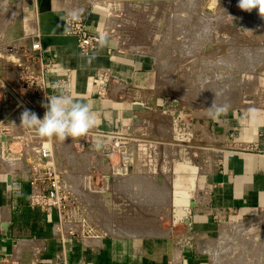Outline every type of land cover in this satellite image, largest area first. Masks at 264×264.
<instances>
[{
	"label": "crops",
	"instance_id": "1",
	"mask_svg": "<svg viewBox=\"0 0 264 264\" xmlns=\"http://www.w3.org/2000/svg\"><path fill=\"white\" fill-rule=\"evenodd\" d=\"M8 1L0 2L3 11ZM196 1L203 6L210 2ZM177 2L15 0L6 7L10 12L4 11L1 19L14 15L15 28L11 31L21 32L39 46L40 55L38 52L34 55L45 77L62 82V88L54 94L63 90L73 99L88 103L96 114V126L84 136L69 138L74 152L59 160L60 171L69 185L71 181L66 173L71 172L70 167L74 176L72 219L109 224L115 221L111 218L100 221L103 217L93 216L92 210L146 208L144 201L128 198L130 193L145 192L140 183L146 177H153L157 183L153 190L149 187V192L167 188L168 204L156 203L151 207L166 208L170 216L171 166L167 171L154 172L153 176L144 169V159L133 164L127 163V158L136 152L138 156L143 155L151 145L168 146L171 162L177 159L191 162L194 149L210 150L209 154L203 152V161L199 164L197 190L193 194L196 205L191 216V241H185L188 233L184 224L172 225L173 236L96 235L88 239L60 236L55 231L58 217L54 209L29 207L27 175L17 168L0 166V264H212L207 250L214 246L212 240L216 235L223 240L222 236H231L230 227L264 213V98L244 106L220 102L217 105L226 106V110L215 117L208 115L211 103L180 101V112L186 118L181 116L179 120L185 124L190 121L192 130L200 129L209 145L204 148L195 143L185 144L172 136L171 126L177 129V123L163 104L178 98L175 73L181 71L191 78L188 67L199 58V52L211 40L213 32L209 26L211 15L205 16L189 5L187 9L180 8ZM67 17L78 18L89 33L104 36L107 43L103 47L99 43L87 56L80 55L75 39L63 35ZM199 31L202 47L194 45ZM220 32L224 37L227 33L234 34L235 30L225 28ZM177 33L181 34L180 39ZM235 37L232 48L241 45L240 36ZM247 43L252 51L264 46V36ZM18 46L21 45H13L15 53ZM6 51L0 46V54H7ZM5 65L6 76L0 75V87L5 86L2 91L0 88V129L12 136L9 128L18 103L10 92L18 88V74L13 58H8ZM198 86L199 97L208 98V90L203 92L201 84ZM100 91L105 92L103 97L99 96ZM153 128L159 129L158 136L141 137L145 134L143 130ZM84 138L89 142L82 146L80 142ZM18 139L12 136L15 141L12 149L19 146L20 140L31 150L43 142ZM110 140L118 142L110 155L111 175L101 168L102 153L90 149L98 143L109 145ZM179 147L183 155L178 156ZM128 166L132 168L129 174ZM7 174L12 176L10 185ZM184 192L180 190L177 201L187 200Z\"/></svg>",
	"mask_w": 264,
	"mask_h": 264
},
{
	"label": "rangeland",
	"instance_id": "2",
	"mask_svg": "<svg viewBox=\"0 0 264 264\" xmlns=\"http://www.w3.org/2000/svg\"><path fill=\"white\" fill-rule=\"evenodd\" d=\"M1 1L2 0H0V2ZM177 5L180 8L186 9L188 8V5L190 7L197 8L201 11V14H204L205 16H207L208 13L202 9L208 7L213 9L214 11L212 14H209L212 18L209 21V26L213 30V32L211 31L210 33L211 40L203 45L204 47L199 52V58L193 60L195 62H198L199 68L201 66L200 64L202 63V67L204 69L202 70L200 68L201 72L197 74L189 73L191 77H201L197 79V86L201 84V91L205 92L206 90H208V98L201 96L200 99H207L209 101V104H212L215 100L216 104L225 101L229 106H232L233 103L244 106L258 100V98H264V94L259 93V90H264V77L260 73L255 72V69L259 65L264 64V46L260 45V47L254 48L251 51V48H249L247 45V42L251 40L257 41L260 36H264V34H262V32L264 31V18L260 17L258 11L256 9H253L251 12H246L243 10L240 11L237 3L230 4L225 0H221L219 2L217 0H210V2L205 6H203L202 4L198 5L196 0H178ZM7 6L8 5H6V7ZM6 7V10H4L5 14H7L6 11H9V9ZM4 11L0 8V23L2 22L0 27V46H2V49L7 50V54H0L1 76H6V74L4 73H6L8 70H6V65L4 66V62H8V58H13L14 61L17 62L21 55L24 53L22 44H20V48L18 46L17 53H15L14 50L16 48H14L13 45L16 46L17 43L19 44V41H11L10 39L13 38L15 34H21V40L23 41L27 39V37H24V34H22L21 32L11 31V29L15 28V25L13 23L15 21L14 15L6 19H1V14L3 15ZM11 13L14 12L11 11ZM231 18L244 19L247 20V23L246 25H242V27H238L231 23ZM184 21L185 20L183 19L181 24ZM201 25V22L198 23L197 28L200 29ZM176 26L177 32H179L180 27L178 26V24ZM225 28L235 30L234 34L227 33L223 37L220 31ZM241 28L248 29L253 33V36H249L243 29L241 30ZM201 34L199 31L197 33V36L194 37V45H198L197 47H202L203 41L201 39ZM237 35L240 36L242 40L241 45H236L234 46V48H232V46L234 45L233 40ZM180 37L181 34L177 33V39H180ZM236 40H238V38ZM207 45L209 46V49L206 50L205 48ZM9 51H12L14 53H9ZM200 60H202L203 62H201ZM223 71L235 72L237 74H240L241 78L236 79L232 75L224 74ZM218 75L221 77L220 79H217ZM0 88L2 91L5 86H1ZM17 91L20 94L18 88ZM10 93L13 96L15 95L14 92ZM16 102L19 105V99L16 98ZM205 102L199 100L196 103ZM24 110L25 108L23 106H18V109L14 113V122L12 123V127L9 128V132H11L15 140L16 138L18 139L21 137H23V139L28 138L32 141L33 139L39 141L50 140L56 160H64V158L69 157V153L74 152L69 138L67 140L60 141L54 137H41L36 133L34 129L22 126L20 117L21 113ZM184 125V120L177 121V135L178 133L186 134ZM175 128L176 127L172 124V136H175ZM147 130L142 131V133L145 132V134H142L141 137L152 138L158 136L160 133L159 129L153 128V130ZM167 133H169L170 137V132L167 131ZM207 145H209L207 143V140L204 142L195 143V146L204 148L207 147ZM11 150L18 153L20 150V145L15 146V148ZM30 152L31 150L29 149V146H27L24 149V152L20 153V155H25V153L30 154ZM203 152H207L209 154L211 151L194 149V151L190 154L191 162L182 161L180 159L177 160L182 161L184 164L192 163L194 166H196L198 178L200 170L199 164L201 163V161H203L201 159ZM136 154L129 156L127 158V163L136 164V162L144 159L146 161L143 165L144 169H146L151 174L153 173V176L154 172H159L162 169L166 171L170 169L172 162L170 158H168V146L151 145V147H148L143 155L140 154V156H138ZM176 155H183L180 151V147ZM22 158H24V156L14 158V155H9L8 153L3 151V148H1L0 166L4 168L11 167L15 169L20 166L19 164L22 163ZM14 161H17L18 165H14ZM70 170L71 172L68 171L69 173L66 174H68L69 176L68 179H70L71 181L70 185L72 189L75 190L74 176L71 167ZM151 178L146 177L141 180L140 184L143 186L142 188L145 189V192L130 193L128 195V198L130 200H141L142 202L144 201L147 204L146 208L138 209L130 207L106 210L93 209V216L103 217L102 219H99L100 221L105 222L107 218H111V220L115 221V223L111 222L109 224L106 222L105 224H90L93 231L96 234H101L100 229L103 231L105 230L104 233H106L107 236H173L175 230L172 228L171 220L169 218V210H166V208L151 207L155 206L156 203L168 204L169 192L165 186L161 188V192H149L148 189L151 188L153 190L155 186H157L156 180L153 177ZM121 220H123L124 223L118 222ZM229 231L231 233V236H222L225 237V239L223 240L221 239V236L217 235L213 238L212 241L214 243V246L207 250V252H209L211 255L212 264H264V213H262L257 218H254L253 220H245L234 225L233 228L230 227ZM221 232L222 231H220V233Z\"/></svg>",
	"mask_w": 264,
	"mask_h": 264
},
{
	"label": "built area",
	"instance_id": "3",
	"mask_svg": "<svg viewBox=\"0 0 264 264\" xmlns=\"http://www.w3.org/2000/svg\"><path fill=\"white\" fill-rule=\"evenodd\" d=\"M225 1L230 4H238V0ZM240 11L242 10L240 9ZM63 35L75 39L77 50L79 54L83 56H87L94 52L100 43V36L89 33L83 22L75 17H67L64 20ZM32 52L33 54L31 55L22 54L16 62L18 90L20 94L17 90L13 92L15 94L14 96L19 99L20 106L35 112L38 118L42 119L46 111V108L42 107V104L48 102L46 96H51L56 90L61 89L62 82L50 81L45 77L43 68L38 66V59H36L34 55V53L37 52L40 55V48L37 44H32ZM23 60L25 64L22 65ZM28 65H33L37 74L28 71ZM98 94L103 97L105 92L100 91ZM3 134L6 136V142L2 144L3 151L6 153L8 152L11 156L14 155V158L24 156V158H22L23 160H21L22 163L20 164L19 170L27 175L29 185V207L42 210L54 209L58 217V224L56 225L55 231L60 236H75L83 239H88L96 235L102 236V234H96L88 222H79V220L72 219L71 208L73 205L74 190L66 182V176L60 171L61 164L54 156L50 140L41 142L32 150L29 148L31 150L30 154L25 153V155H20L27 147L25 141H19L20 150L17 153L11 150L15 142L12 140V136H10L7 131L3 132ZM110 137L112 138L113 136ZM88 142L89 140L84 138L81 140L80 144L84 146ZM96 145L97 144L92 145L93 147H90V149H96ZM109 146L114 150L118 146V142H111L110 140ZM103 232H105V230ZM105 236H107L106 233Z\"/></svg>",
	"mask_w": 264,
	"mask_h": 264
},
{
	"label": "water",
	"instance_id": "4",
	"mask_svg": "<svg viewBox=\"0 0 264 264\" xmlns=\"http://www.w3.org/2000/svg\"><path fill=\"white\" fill-rule=\"evenodd\" d=\"M15 0H9L8 6L12 5ZM205 12L208 14H212L214 11L211 8L206 7L204 9ZM231 23L233 25H236L238 27H242V25H246L247 20L244 19H238V18H231ZM244 30L249 36H253V33L250 32L246 28H241V30ZM11 41H19V44H22L24 53L26 55L33 54L32 52V39L27 38L24 41L21 40V34H15L13 38L10 39ZM206 50L209 49V46L207 45ZM25 64L24 60L22 61V65ZM28 71H32L35 74H37L35 67L33 65L27 66ZM201 70L199 68L198 62H192L189 66V73L197 74L200 73ZM255 72L260 73L264 77V64L259 65ZM224 74H229L234 76L236 79H240L241 75L237 74L235 72H227L223 71ZM201 78L200 76L197 77H191L189 78L181 71H178L175 73V83H176V90L178 94V98L174 100H166L164 101L163 108L165 110H168L169 114L173 116L174 123H177L179 118L182 116V118H186V115H183L180 112V101H202V102H209L207 99H200L199 97V87L197 86V79ZM259 93L264 94V90H259ZM173 108L174 110H169V108ZM134 122H137L136 119H134ZM190 122V121H189ZM185 124V130L186 134H177L178 128L174 129V140H178L179 142H184L185 144H192L197 142H204L206 141V138L203 136L202 131L200 129H193L190 126V124ZM176 127V126H175ZM189 131V132H188ZM6 142V136L3 134V132L0 129V155H1V148L2 144ZM195 145V144H194ZM96 149L102 153V162H101V168L111 175L112 168L110 164V155L112 154L113 150L112 147L109 145H104L102 143H98L96 145ZM45 161L44 159H42ZM182 161L174 160L171 163V176H170V185H171V211H170V220L172 225L176 224H184L187 230V238L186 242H190V232L192 229V223H191V216H192V209L195 207L196 203L193 199V193L197 189V167L194 166L192 163L184 164ZM132 168L131 166H128L126 168V172L129 174L131 173ZM11 174L6 175V181L10 185L11 184ZM109 181H112V178H109ZM180 190L185 191L187 200L185 202H179L177 201L176 197L178 194H180ZM178 191V193H177ZM8 226V225H6ZM100 229V228H99ZM102 236H105V233L100 229Z\"/></svg>",
	"mask_w": 264,
	"mask_h": 264
},
{
	"label": "clouds",
	"instance_id": "5",
	"mask_svg": "<svg viewBox=\"0 0 264 264\" xmlns=\"http://www.w3.org/2000/svg\"><path fill=\"white\" fill-rule=\"evenodd\" d=\"M238 7L246 12L256 9L260 17L264 18V0H238ZM106 43V38L101 36L100 46L103 47ZM220 78L218 75L217 79ZM46 99L48 102L42 104V107L46 108L43 118H38L35 112L25 108L20 117L22 126L34 129L41 137H54L60 141L84 136L96 126V114L88 103L73 99L63 90L58 94L46 96ZM208 109V115L215 117L224 112L226 106H218L214 100Z\"/></svg>",
	"mask_w": 264,
	"mask_h": 264
},
{
	"label": "bare ground",
	"instance_id": "6",
	"mask_svg": "<svg viewBox=\"0 0 264 264\" xmlns=\"http://www.w3.org/2000/svg\"><path fill=\"white\" fill-rule=\"evenodd\" d=\"M7 153H8V152H7ZM18 161H19V160H18ZM14 163H15L14 165H18V162H17V161H16V162L14 161ZM19 165H20V164H19ZM19 167H20V166H19ZM19 167H17V168H19Z\"/></svg>",
	"mask_w": 264,
	"mask_h": 264
}]
</instances>
